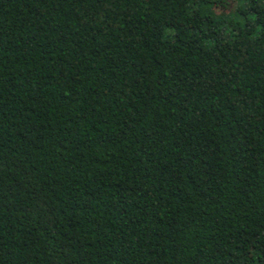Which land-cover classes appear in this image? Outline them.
<instances>
[{
    "label": "trees",
    "instance_id": "16d2710c",
    "mask_svg": "<svg viewBox=\"0 0 264 264\" xmlns=\"http://www.w3.org/2000/svg\"><path fill=\"white\" fill-rule=\"evenodd\" d=\"M0 264H264V0H0Z\"/></svg>",
    "mask_w": 264,
    "mask_h": 264
},
{
    "label": "rangeland",
    "instance_id": "374dc122",
    "mask_svg": "<svg viewBox=\"0 0 264 264\" xmlns=\"http://www.w3.org/2000/svg\"><path fill=\"white\" fill-rule=\"evenodd\" d=\"M219 13H221V12H216V14H218V15H219Z\"/></svg>",
    "mask_w": 264,
    "mask_h": 264
}]
</instances>
